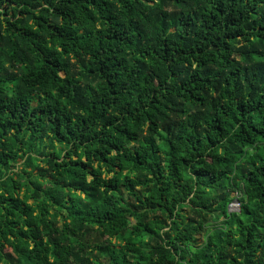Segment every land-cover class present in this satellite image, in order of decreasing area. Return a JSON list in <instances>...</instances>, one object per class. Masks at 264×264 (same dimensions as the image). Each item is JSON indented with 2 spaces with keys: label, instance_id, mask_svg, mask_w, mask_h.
<instances>
[{
  "label": "clouds",
  "instance_id": "obj_1",
  "mask_svg": "<svg viewBox=\"0 0 264 264\" xmlns=\"http://www.w3.org/2000/svg\"><path fill=\"white\" fill-rule=\"evenodd\" d=\"M0 264H264V0H0Z\"/></svg>",
  "mask_w": 264,
  "mask_h": 264
}]
</instances>
